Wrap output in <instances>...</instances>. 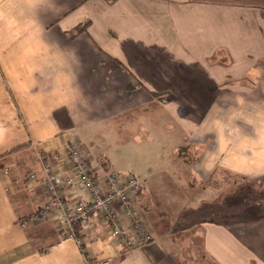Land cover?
Masks as SVG:
<instances>
[{"label": "crops", "instance_id": "obj_1", "mask_svg": "<svg viewBox=\"0 0 264 264\" xmlns=\"http://www.w3.org/2000/svg\"><path fill=\"white\" fill-rule=\"evenodd\" d=\"M248 2L0 0V264H186L174 241L152 226L154 201L142 183L135 203L150 223L152 243L124 251L97 219L79 232L82 245L62 237L54 216L38 217L48 193L37 153L60 168L61 155L77 145L101 180L110 170L91 150V130L114 116L103 97L137 86L153 94L168 91L174 98L186 95L187 105L176 109L188 113L205 110L209 96L201 95L218 92L229 80L235 93L248 87V77L254 83L264 76V9L259 0ZM196 119L189 141L202 145L212 120ZM241 138L234 136L240 140L233 145ZM230 145L209 144L192 174L205 179L217 166L247 170L242 142L239 149ZM202 232L204 252L215 263L264 264L263 219L231 226L207 219Z\"/></svg>", "mask_w": 264, "mask_h": 264}, {"label": "rangeland", "instance_id": "obj_2", "mask_svg": "<svg viewBox=\"0 0 264 264\" xmlns=\"http://www.w3.org/2000/svg\"><path fill=\"white\" fill-rule=\"evenodd\" d=\"M259 4L264 9V0ZM259 66L264 70V62ZM245 80L248 87L241 93H232L233 80H229L227 92L223 87L221 92L202 94L209 96L206 109L188 113L185 108L176 109L186 103V95L174 98L168 91L153 94L138 86L116 91L102 98L109 110L113 105L114 116L92 126L91 150L108 162L110 171L138 175L146 196L151 194L154 201L153 216L148 211L152 226L174 241V249L186 264H217L203 249L202 222L207 219L228 226L264 220V76L253 79L254 83L250 77ZM196 118L212 120V133L203 135L202 145L189 141L191 120L196 122ZM238 134L243 149L254 151L249 157L243 150L247 170L237 173L217 166L205 179L192 174L193 162L209 144L239 149L241 142L233 145L240 140L234 142Z\"/></svg>", "mask_w": 264, "mask_h": 264}, {"label": "built area", "instance_id": "obj_3", "mask_svg": "<svg viewBox=\"0 0 264 264\" xmlns=\"http://www.w3.org/2000/svg\"><path fill=\"white\" fill-rule=\"evenodd\" d=\"M60 158L61 167L53 168L43 154L37 153L42 183L48 193V201L38 210V217L49 220L54 216L61 236L75 239L79 245L83 241L75 226L86 230L94 219L106 225L124 251L152 243L151 231L135 203L142 190L135 174L110 171L99 180L87 155L77 145L69 146ZM30 177L33 179L34 175ZM68 195L76 197L67 201ZM88 264H111V261L92 259Z\"/></svg>", "mask_w": 264, "mask_h": 264}, {"label": "trees", "instance_id": "obj_4", "mask_svg": "<svg viewBox=\"0 0 264 264\" xmlns=\"http://www.w3.org/2000/svg\"><path fill=\"white\" fill-rule=\"evenodd\" d=\"M221 88H223V86H221ZM182 151H186L187 149H184L183 147H182V149H181ZM185 154V153H184ZM187 154V153H186ZM75 231H76V233H77V236L79 237V232L81 231V228L79 227V225L78 226H75Z\"/></svg>", "mask_w": 264, "mask_h": 264}]
</instances>
